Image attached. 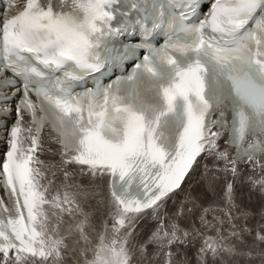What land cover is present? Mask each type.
<instances>
[{"label": "rangeland", "instance_id": "374dc122", "mask_svg": "<svg viewBox=\"0 0 264 264\" xmlns=\"http://www.w3.org/2000/svg\"><path fill=\"white\" fill-rule=\"evenodd\" d=\"M202 159L179 200L156 206L119 239L96 215L78 229L84 218L70 216L55 187L46 188L59 207L41 233L38 256L0 264H99V253L105 264H264V167L229 171ZM45 205L39 197L41 214Z\"/></svg>", "mask_w": 264, "mask_h": 264}, {"label": "bare ground", "instance_id": "6f19581e", "mask_svg": "<svg viewBox=\"0 0 264 264\" xmlns=\"http://www.w3.org/2000/svg\"><path fill=\"white\" fill-rule=\"evenodd\" d=\"M17 9L18 7H14L9 8L8 10L9 13H12ZM30 135L31 134L27 126L25 124H22L20 127L17 152L19 158L23 157L21 156L22 150L25 151V154L27 155L28 153H30V159L34 160L33 166H35L36 168L35 170H33L32 176L34 192L36 196H38L37 192L40 193L44 197L46 203V205L43 207V213L41 214L42 218L40 220V228L42 232L44 228L48 226V221H52V217L56 216L59 207L58 204L61 203L68 206L66 207V212L70 210V216H78L80 217V219L84 218L81 222H78L76 224L78 229H81L83 225L85 227L86 222L89 218L88 216L96 215V217L101 220V226L105 228V230H107L110 234H113L116 239L122 238L123 236L125 237L134 228L136 223L150 214V212L155 210L154 208L156 206H159L160 204H168L169 202L174 201L178 198L177 196L183 190V186H185L186 180L191 177V174L195 170V166L200 159L205 158V161L216 162V160L210 156L198 158L190 167L179 187L169 195L162 198L160 201H157L147 210L141 212L123 213L114 204V201L110 196V189L108 185L110 171L108 169H90L77 165L70 154H64L60 151V149L56 145V142L49 134L43 137V141L41 142V146L38 150L31 151L28 148V140L30 138ZM26 141L27 147H25ZM219 163L228 168L232 167V165L228 162ZM40 177L43 179H41ZM35 180L37 182L39 181L41 185H38ZM44 181H47V183H45ZM129 181H131L133 185H136L135 179L129 178ZM129 181L124 184L125 191L129 188L127 186V183H129ZM48 187H55L54 194L56 196V201L58 202V204L57 202L52 203L49 200L46 193L48 191ZM87 223L90 226V222ZM42 244V241H40V243L35 245L34 256H37V251L40 249V246ZM99 254V264H105V261H103L105 258L102 259L103 256L101 257V253ZM24 258L27 260L35 259L34 257ZM12 260L14 259L9 258L8 260L2 261V259L0 258V261L2 263H7Z\"/></svg>", "mask_w": 264, "mask_h": 264}]
</instances>
